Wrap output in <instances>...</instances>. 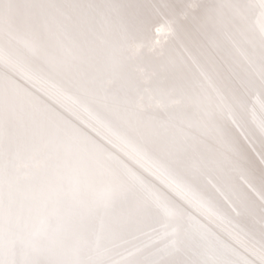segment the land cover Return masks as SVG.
<instances>
[{
	"label": "bare ground",
	"instance_id": "obj_1",
	"mask_svg": "<svg viewBox=\"0 0 264 264\" xmlns=\"http://www.w3.org/2000/svg\"><path fill=\"white\" fill-rule=\"evenodd\" d=\"M0 264H264V0H0Z\"/></svg>",
	"mask_w": 264,
	"mask_h": 264
}]
</instances>
